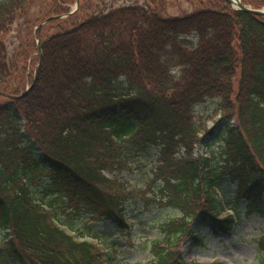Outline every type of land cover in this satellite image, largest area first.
Listing matches in <instances>:
<instances>
[{
  "label": "trees",
  "instance_id": "1",
  "mask_svg": "<svg viewBox=\"0 0 264 264\" xmlns=\"http://www.w3.org/2000/svg\"><path fill=\"white\" fill-rule=\"evenodd\" d=\"M35 1L0 0V264H106L61 216L87 213L123 232L134 192L108 175L150 149L155 202L178 217L159 226L149 264H187L182 243L202 245L195 226L231 234L237 219L218 198L226 183L229 209L244 203L264 220V15L224 0L182 16H167L163 0L106 11L80 0L73 13L77 0H44L33 18ZM17 22L28 38L11 56ZM208 102L220 116L212 128L195 115ZM214 135L221 157L196 155Z\"/></svg>",
  "mask_w": 264,
  "mask_h": 264
},
{
  "label": "rangeland",
  "instance_id": "2",
  "mask_svg": "<svg viewBox=\"0 0 264 264\" xmlns=\"http://www.w3.org/2000/svg\"><path fill=\"white\" fill-rule=\"evenodd\" d=\"M167 16H182L195 12L204 4L200 0H163ZM92 11H106L110 7L120 5H145L146 0H92ZM44 0H36L29 15L36 17ZM45 5V4H44ZM74 8V4L69 6ZM40 17V15H39ZM19 22L13 26L12 34L6 39L9 53L12 56L17 47L22 44L23 38H28L23 28L19 29ZM51 34L52 31H47ZM191 39V38H190ZM196 40V39H193ZM15 60V59H14ZM12 60V61H14ZM10 87H13L10 86ZM4 98L0 97V102ZM217 105L208 102L195 108L196 120L204 122L208 128L215 126L220 120L215 114ZM222 146L217 135L207 139V142L197 147L195 154L212 158L216 161L221 157ZM158 150L150 149L140 155H129L126 158L128 168L109 174L110 179H116L126 184L134 195L126 207L127 226L123 232L110 222L92 218L87 213H73L62 215L63 223L68 231H73L77 239H87L98 244L102 250H107L108 264H149L153 260L150 252L151 244L159 240V226L178 217V213L168 207H160L155 199L159 197L158 186L151 182L156 168ZM226 191L220 192L218 198L226 207L225 212L232 213L237 224L230 235H214L208 229L194 227L195 234L202 240L201 246H196L188 238L181 245V257L185 263L193 264H256L258 255V241L264 235V220L256 215H248L245 204L237 205L236 210L229 209L234 205L233 191L235 187L225 184ZM227 198L228 200H225ZM58 205V204H56Z\"/></svg>",
  "mask_w": 264,
  "mask_h": 264
},
{
  "label": "water",
  "instance_id": "3",
  "mask_svg": "<svg viewBox=\"0 0 264 264\" xmlns=\"http://www.w3.org/2000/svg\"><path fill=\"white\" fill-rule=\"evenodd\" d=\"M226 3L229 4V6H232V7H237V10H240V11H243V12H247V13H250V14H254V15H257V16H263L264 15V8L263 9H252L250 7H247L245 5H243L241 3V0H224ZM78 3H79V0L76 1V8L78 6ZM50 20L52 19H48L46 20L45 22H43L41 25H44L46 24L47 22H49ZM40 26H38L36 29H39ZM37 46H38V50H39V53H40V42L39 40L37 41ZM34 84V83H33ZM33 84L30 86V88H28L26 90L25 93H27L29 91V89H31V87L33 86ZM24 94H21L20 96H7L8 98H12V99H19L20 97H22ZM0 95H3L2 93H0Z\"/></svg>",
  "mask_w": 264,
  "mask_h": 264
}]
</instances>
